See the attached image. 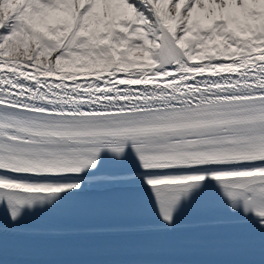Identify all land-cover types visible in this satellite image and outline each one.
Segmentation results:
<instances>
[{"label": "snow or ice", "instance_id": "obj_1", "mask_svg": "<svg viewBox=\"0 0 264 264\" xmlns=\"http://www.w3.org/2000/svg\"><path fill=\"white\" fill-rule=\"evenodd\" d=\"M91 188L264 262V0H0V234Z\"/></svg>", "mask_w": 264, "mask_h": 264}, {"label": "bare ground", "instance_id": "obj_2", "mask_svg": "<svg viewBox=\"0 0 264 264\" xmlns=\"http://www.w3.org/2000/svg\"><path fill=\"white\" fill-rule=\"evenodd\" d=\"M184 244L178 243H168L166 246H162L159 249L165 250L166 247L169 250H175L176 248L183 247L185 245L193 246L192 250L203 251L206 254L208 253V259L210 264H244V263H252L249 261H242L238 259H220L221 256L217 254V251L221 250V248L226 249H236L239 246L244 245L241 241L228 240L223 243H205L207 246L199 245L201 243L193 242V241H185ZM248 246V243L245 244V247ZM253 246H259V242L254 243ZM127 247V246H125ZM124 247V248H125ZM101 248L92 249L91 251H83V250H75V249H59L53 252H45L39 253L32 250H18L14 252H8L7 255L10 256L11 259L16 260V262H12V264H135L134 261L123 260L120 262L116 261H108L106 263L100 261H94V259L103 255L102 253L105 250H99ZM105 249V248H103ZM122 253H130L135 254V251H127L128 248ZM190 249V248H189ZM188 250L187 248L184 251ZM38 251V250H37ZM226 261V262H224ZM204 262L202 264H206ZM147 264V263H145ZM169 264V263H162ZM173 264H185L182 262L173 263ZM200 264V263H199ZM264 264V263H258Z\"/></svg>", "mask_w": 264, "mask_h": 264}, {"label": "rangeland", "instance_id": "obj_3", "mask_svg": "<svg viewBox=\"0 0 264 264\" xmlns=\"http://www.w3.org/2000/svg\"><path fill=\"white\" fill-rule=\"evenodd\" d=\"M40 252V250H38Z\"/></svg>", "mask_w": 264, "mask_h": 264}]
</instances>
